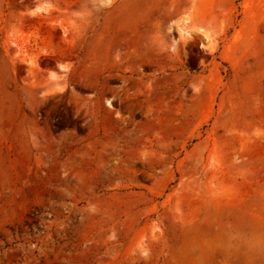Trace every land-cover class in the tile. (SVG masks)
Here are the masks:
<instances>
[{
  "label": "rangeland",
  "instance_id": "rangeland-1",
  "mask_svg": "<svg viewBox=\"0 0 264 264\" xmlns=\"http://www.w3.org/2000/svg\"><path fill=\"white\" fill-rule=\"evenodd\" d=\"M0 264H264V0H0Z\"/></svg>",
  "mask_w": 264,
  "mask_h": 264
}]
</instances>
